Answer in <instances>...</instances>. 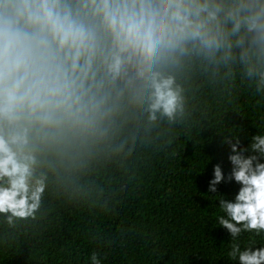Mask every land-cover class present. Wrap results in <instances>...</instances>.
<instances>
[{
    "label": "clouds",
    "instance_id": "9594fccd",
    "mask_svg": "<svg viewBox=\"0 0 264 264\" xmlns=\"http://www.w3.org/2000/svg\"><path fill=\"white\" fill-rule=\"evenodd\" d=\"M196 86L226 102L197 116ZM241 90L264 108V0H0V245L87 202L101 161L166 125L221 138L230 170L214 164L208 192L239 186L212 197L227 255L264 264V246L238 243L264 234V132L245 147L224 120Z\"/></svg>",
    "mask_w": 264,
    "mask_h": 264
},
{
    "label": "trees",
    "instance_id": "16d2710c",
    "mask_svg": "<svg viewBox=\"0 0 264 264\" xmlns=\"http://www.w3.org/2000/svg\"><path fill=\"white\" fill-rule=\"evenodd\" d=\"M255 101L241 90L224 116L227 126L242 129L228 131L245 147L264 132V108L254 107ZM225 102L207 87L194 88L197 116ZM166 127L142 134L130 154L101 161L91 178V198L80 206L55 203L35 231L0 245V264H91L92 252L101 264H237L227 255L230 234L217 223L223 213L212 197L231 200L239 186L222 182L216 194L208 192L213 165L222 161L224 173L230 170L228 149L220 147L214 130L185 135ZM238 243L242 249L264 246V234L244 233Z\"/></svg>",
    "mask_w": 264,
    "mask_h": 264
}]
</instances>
